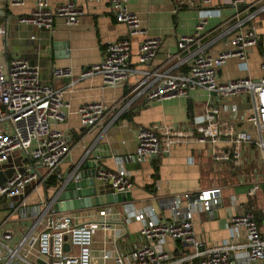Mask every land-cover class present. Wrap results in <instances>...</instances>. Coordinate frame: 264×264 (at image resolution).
<instances>
[{
  "label": "crops",
  "instance_id": "crops-1",
  "mask_svg": "<svg viewBox=\"0 0 264 264\" xmlns=\"http://www.w3.org/2000/svg\"><path fill=\"white\" fill-rule=\"evenodd\" d=\"M36 0H26L24 6L12 7L0 2L2 15L0 28V66L7 69L13 58H22L32 66H39L41 83L64 92L70 105L66 121L58 128L69 138L70 153L59 167L61 176L68 175L81 160L93 162L95 169H122L130 178L133 188L132 201L104 206L121 216L124 225L115 224L106 234L98 232L92 246V264H113L103 259V251L128 253L143 244L139 230L141 224L132 219L137 211L153 213L158 220L169 215L165 203L184 193L218 190L219 196L205 206L193 209V231L198 241L208 247L228 245L244 246L247 236L242 228L232 224L231 219L239 212L261 213L264 208V162L261 150L255 143L235 140L239 132L249 133L254 142L260 137L256 126L247 119L252 114L250 96H233L217 99L204 90L192 91L187 98L149 101L146 93L158 81L155 75L184 74L194 54L216 55L224 50L228 41L238 31L237 20L245 19L250 12L244 7L239 17L231 0H210L202 6L200 0H127V8L140 20L147 36L161 38L162 45L154 61L145 69L151 76L144 78L138 71V46L142 40L137 36L130 43V68L132 75L117 88H106L100 76L81 80V72L99 63L104 57L105 45L127 37V28L115 22L108 2L85 3L74 0L84 9L79 22L67 26L62 19L54 20L51 32L35 26L21 25L18 18L28 15ZM51 8L70 0H47ZM258 0H247L252 4ZM203 11L210 12L205 31L199 42L178 56L179 37L192 35ZM262 42L249 49L244 64L229 59L216 71L219 82L249 77L253 82L261 78L260 64L264 56V12L254 20ZM244 23L241 28H246ZM33 36L34 39H30ZM54 68H68L70 78H54ZM99 102L108 107L116 106L101 126L88 132L80 124L77 109L84 104ZM217 108L213 114L209 109ZM150 129L161 136L164 154L144 163H137L134 151L140 130ZM14 155V156H13ZM8 166L0 173V182L19 169L20 154L15 152ZM225 158L224 160H221ZM28 167V162L23 163ZM92 169V167L90 168ZM90 169H87L89 175ZM95 184L99 195L111 194L108 185ZM258 186L254 196L249 190ZM51 192V191H49ZM35 196L29 203L38 202ZM17 200L0 201V219ZM93 210L73 212L82 217ZM115 229L125 231L117 236ZM105 241V246L102 245ZM179 243L166 240L168 252H175ZM245 250L236 251L231 261L240 264H264V260L247 263Z\"/></svg>",
  "mask_w": 264,
  "mask_h": 264
},
{
  "label": "built area",
  "instance_id": "built-area-1",
  "mask_svg": "<svg viewBox=\"0 0 264 264\" xmlns=\"http://www.w3.org/2000/svg\"><path fill=\"white\" fill-rule=\"evenodd\" d=\"M26 0H0L12 7L24 6ZM108 2L115 22L127 28V37L105 45L103 59L83 70L81 80L100 76L106 88L122 86L132 75L130 68V43L137 36L142 40L138 46L139 73L144 78L151 76L145 68L150 65L162 45L161 38L147 36L139 18L127 8V0H84L85 3ZM210 0H200L202 6ZM231 5L239 17L246 7L250 12L245 19L237 20L238 31L228 41V46L216 55L196 53L189 61L184 74L155 75L157 85L147 91L149 101H162L172 98H187L192 91L204 90L217 99L233 96H250L252 114L247 119L260 132L257 142L247 132H239L235 140L255 143L261 150L264 162V56L260 64L261 78L253 82L249 77L219 82L216 71L232 58L241 64L247 60L249 49L262 42L254 20L264 12V0L247 4V0H231ZM84 14V9L74 0L51 8L47 0H36L28 15L18 18L21 25L35 26L51 32L56 18L67 26L76 25ZM2 10L0 9V16ZM210 12L203 11L192 35L177 40L178 56L188 51L201 39L206 29ZM246 23V28H241ZM4 34L0 28V35ZM30 39H34L33 36ZM54 78H70L68 68H54ZM116 106L108 107L99 102L80 106L76 113L80 124L88 132L97 130ZM70 105L61 89L41 83L39 66L30 65L22 58H13L4 71L0 66V173L15 152L20 154L21 165L0 183V201L17 200L11 203L7 215L0 219V264H92V246L98 232L103 235L115 224L124 225L121 216L109 207L92 208V212L78 217L72 213H56L53 210L62 179L59 167L70 153L67 134L58 128L69 114ZM217 114V108L209 109ZM164 154L161 136L153 130L142 129L136 138L134 156L137 163H144ZM222 158L221 160H224ZM28 162L25 168L23 163ZM55 177L58 182L55 193L46 194L45 184ZM95 179L109 186L113 194L130 193L133 184L122 169L98 168ZM254 186L249 195L258 190ZM38 197V202L30 204ZM219 196L218 190H205L199 193H184L174 196L165 203L169 215L158 220L153 209L148 213L137 211L132 215L141 224L139 235L143 244L121 254L103 251L102 258L113 260V264H240L231 261L233 253L245 250V262L264 260V208L257 221L253 212H239L231 219L234 226L242 228L247 236L244 246L208 247L197 240L193 231V209L206 205ZM90 210V209H89ZM84 211V210H82ZM121 236L125 231L116 230ZM179 243L175 252H168L165 241ZM68 245V250L65 246ZM105 246V241L102 240Z\"/></svg>",
  "mask_w": 264,
  "mask_h": 264
},
{
  "label": "water",
  "instance_id": "water-1",
  "mask_svg": "<svg viewBox=\"0 0 264 264\" xmlns=\"http://www.w3.org/2000/svg\"><path fill=\"white\" fill-rule=\"evenodd\" d=\"M86 159L87 156L68 175L62 177L59 182L60 191H58L53 204L54 212L73 213L132 201L131 193L99 195L94 180L95 164L93 162L85 163ZM6 166H8V162L2 167ZM91 167L92 169H90ZM87 169L91 170L89 175ZM65 250H68V245L65 246Z\"/></svg>",
  "mask_w": 264,
  "mask_h": 264
},
{
  "label": "trees",
  "instance_id": "trees-1",
  "mask_svg": "<svg viewBox=\"0 0 264 264\" xmlns=\"http://www.w3.org/2000/svg\"><path fill=\"white\" fill-rule=\"evenodd\" d=\"M57 186H58V182H57V179L55 177L53 178H50L46 184H45V191H46V194L49 195V193H55L56 189H57ZM51 191V192H49ZM254 215H255V218L257 221H260L261 217H262V214L261 213H255L254 212Z\"/></svg>",
  "mask_w": 264,
  "mask_h": 264
},
{
  "label": "rangeland",
  "instance_id": "rangeland-1",
  "mask_svg": "<svg viewBox=\"0 0 264 264\" xmlns=\"http://www.w3.org/2000/svg\"><path fill=\"white\" fill-rule=\"evenodd\" d=\"M14 156V155H13Z\"/></svg>",
  "mask_w": 264,
  "mask_h": 264
}]
</instances>
